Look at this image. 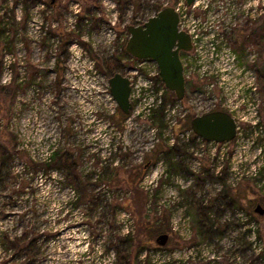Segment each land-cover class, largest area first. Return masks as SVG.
Masks as SVG:
<instances>
[{"label": "rangeland", "instance_id": "374dc122", "mask_svg": "<svg viewBox=\"0 0 264 264\" xmlns=\"http://www.w3.org/2000/svg\"><path fill=\"white\" fill-rule=\"evenodd\" d=\"M70 1L0 0V264H162L164 254L175 259L173 264H264V213L255 211L257 203L264 206V182L253 169L259 157L257 144L251 145L257 127L250 120L257 113L264 127V58L259 62L258 53L238 54L257 84L254 96L260 101L218 105L240 119L242 130L239 140L229 143L231 156L223 179L235 202L225 206L216 201L222 188L210 176L214 173L206 146L204 167L198 169L194 150L173 151L168 133L180 126H172L168 117L159 128L146 114H127L118 105L94 118L96 95L73 90L75 78L66 70L67 57L70 42L78 38L100 70L110 75L102 63L108 57L100 42L104 32L96 20L89 30L82 21L72 28ZM76 1L83 15L102 2ZM155 1L161 0H119L121 23L148 18L156 11ZM87 33L96 35L99 51L83 39ZM8 51L15 60L12 80L5 82ZM25 64L22 76L19 67L25 69ZM39 76L43 84L35 83ZM56 76L62 82L58 88ZM166 94L171 99L172 94ZM211 105L193 101L177 106L176 114L187 110L188 128L192 116ZM51 140L61 145L60 154L47 162ZM199 207H207L208 220L198 216ZM242 214L257 226V237L248 236ZM129 231L139 234L142 251L138 244L124 241ZM162 232L169 234L164 245L156 241ZM20 236L25 240L19 249L5 246L6 237ZM199 247L196 257L188 258ZM126 253L131 257L125 258Z\"/></svg>", "mask_w": 264, "mask_h": 264}, {"label": "built area", "instance_id": "2783aa9c", "mask_svg": "<svg viewBox=\"0 0 264 264\" xmlns=\"http://www.w3.org/2000/svg\"><path fill=\"white\" fill-rule=\"evenodd\" d=\"M74 1L75 0H72L69 3L70 13L68 15V22L71 27L75 29L79 21H82L81 25L89 30L94 20H96V23L101 28V33L104 32V39L100 42L104 45L102 48L107 50L106 54L108 57L106 58L120 57L119 59L124 63L122 73L130 79V98L133 103L132 111L140 115L144 113L151 120L150 116L154 109L163 107L165 121L168 117L172 126H180L177 131L168 133V141L172 145V148L177 146L178 152L184 148L188 149L190 152L194 150V165L198 169H201L204 167L203 146L205 145L206 149L211 154L210 171L216 176H223L224 171H226L228 167L226 160L231 156L228 150L229 143L232 142V140L234 142L239 140V135L242 133L240 119L232 112L234 117L239 120L237 134L235 138L230 141L218 142L204 139L202 136L195 133L191 127L185 128L184 121L186 120L187 110L181 111L180 109V115L178 116L176 114L177 106L184 108L185 106H189L193 101H210V103H212L211 106L200 111L201 113L213 109H223V107L218 106L222 101H260V99L254 96L257 92L255 80L253 81L246 65L240 63L238 54L233 50L231 41L227 38L226 34L229 32L231 24L228 23L223 25L224 29H226L225 32L220 29V23L218 21L219 16L212 9L211 0H194L192 4H188L186 0H171V2L169 0L158 1L161 5L172 4L175 6L176 10L179 12V28L190 33L192 38V48L190 50H183L181 54L187 85L184 99H170L166 96L167 88L161 79L159 66L155 60L151 58L135 57L126 51L125 45L129 37V32L126 30L127 22L123 21L121 23L122 11L119 0H101L100 7L94 6L93 13H85L84 15L81 13V3H79V1ZM40 3L44 2L41 1ZM42 6H45V3ZM23 10L24 3L21 2L20 11L23 13ZM202 10L204 12H201ZM40 18L41 20L38 19V22H41L39 25L44 22L43 18ZM144 20L145 19H142V21ZM142 21H137V23ZM228 21H231V19ZM54 24L58 25V23ZM101 33L100 36L102 37ZM82 36L85 41L87 40L91 44H89L90 49L92 48L95 51L100 50L96 35L94 36L92 34V36H90V34L87 33ZM56 42V49L58 51L59 38ZM11 52L13 51H8L6 53L3 63L4 71L9 73L8 78L2 79L5 82L7 80H12L11 64L13 60H15V57L13 58L14 55ZM102 52L100 54L104 56V52ZM22 66L23 65L19 68L23 76V74L27 72V66L25 64V69H22ZM66 70L75 78L74 81L72 80L73 90L80 88L79 90L82 92L93 91L95 93L96 97L94 101H96V103H94L95 105L93 107L95 111L94 118L97 117L96 115H98L100 111H115L118 103L110 89V76L100 70L96 58L92 57L87 46L83 45L78 38H74L70 42ZM37 82L43 84L41 76L35 81V83ZM229 82H231L230 85ZM30 88L34 89V86L31 85ZM185 101H189V103ZM172 105L173 107H171ZM200 107L203 108V105ZM34 111H36V109H34ZM251 117L250 120L253 123V127H257L255 129L257 135L253 136L251 145H254V143L257 144V146L254 147L257 152L255 156L258 154L257 157H259L258 161L253 164V169L255 174L259 173L263 175L264 182V127L261 123L259 124L257 113ZM170 124L168 126H170ZM177 135L178 139L176 140ZM50 142L52 146L47 151L45 161L50 160L53 153L61 148V145L57 142L53 140ZM181 142L183 144H181ZM118 143L119 142H117L116 145H118ZM125 147L126 145L124 148ZM118 148L122 149L121 146L116 147V149ZM115 157L116 155L113 156V158ZM187 158L189 159L191 157L188 156ZM244 159H247V156ZM165 168H167V164L163 167L164 170ZM243 174L245 173L242 172L238 178L240 179ZM218 183L222 188V182L219 180ZM241 216L242 218H247L245 231L248 236L252 235L257 237V226L253 224L249 217L243 214ZM247 240L248 242H252L251 239ZM199 250L200 247L195 253L191 250V254L188 258L190 256L196 257ZM202 250L203 249H201V251ZM173 260L175 259H171V255H163V261L165 263L168 262L167 264H173Z\"/></svg>", "mask_w": 264, "mask_h": 264}, {"label": "water", "instance_id": "95a60500", "mask_svg": "<svg viewBox=\"0 0 264 264\" xmlns=\"http://www.w3.org/2000/svg\"><path fill=\"white\" fill-rule=\"evenodd\" d=\"M55 0H51L54 2ZM192 4L194 0H186ZM179 12L172 4H164L154 14L140 23H127L129 32L125 48L128 53L139 58H151L159 66L160 76L167 89L177 99L186 96V78L181 59L183 50L192 48L190 33L179 28ZM110 89L118 105L125 113H130L133 103L130 98L131 84L122 69L109 77ZM192 130L206 140L230 141L237 134V121L225 109H213L194 114L190 119ZM255 211L264 213V206L257 203ZM169 234L162 232L156 237L160 245L166 244Z\"/></svg>", "mask_w": 264, "mask_h": 264}, {"label": "flooded vegetation", "instance_id": "af4514ba", "mask_svg": "<svg viewBox=\"0 0 264 264\" xmlns=\"http://www.w3.org/2000/svg\"><path fill=\"white\" fill-rule=\"evenodd\" d=\"M210 2L212 9L219 16L220 29L225 32L226 29L223 25L231 24L226 35L231 41L233 50L237 54L258 53L260 62L264 58V0H211ZM229 19L231 21H228ZM258 65L260 64L258 63ZM59 68L61 67L56 70L58 71ZM55 78L58 88V83L62 82L58 80L57 76ZM236 121L238 125L239 120L236 119ZM146 165H149V162Z\"/></svg>", "mask_w": 264, "mask_h": 264}, {"label": "trees", "instance_id": "16d2710c", "mask_svg": "<svg viewBox=\"0 0 264 264\" xmlns=\"http://www.w3.org/2000/svg\"><path fill=\"white\" fill-rule=\"evenodd\" d=\"M152 5H154L156 11H158L160 9V7L162 6L157 1H155ZM102 63L107 67L110 75H112L116 71H119V69H121L120 67L122 66L120 59L116 58V57H111V58H106V59L104 58L102 60ZM166 92L168 94L169 93L172 94L171 95L172 96L171 99H176L175 94L172 91H170L169 89H166ZM166 96H167V94H166ZM150 118H151L152 122L157 127L162 128L164 126V124H165L164 108L163 107H158V108L154 109V111L151 114ZM176 147H173L174 148L173 151H177V150H175V149H177ZM59 149L56 150L53 153V155H52L50 160H52L55 157L59 158V154H60V150ZM171 156H173V155H171ZM67 158H69V157H67ZM50 160H47V162H49ZM66 160L68 161V159H66ZM116 167H119V166H116ZM210 176L220 180L222 182V184H225L222 187V189L220 190V194L217 197L216 201H219V203H221V204H223L225 206H229V205L233 204L235 201H234V198H233V194H231V188L227 187V185H229V184L224 183L225 180L223 179V176L222 175H218V176L215 175L214 176V174H210ZM205 212H207V207L206 208H203V207H199L198 208V216H200L202 219L204 218V220L207 219V216H208ZM145 226L148 227V228H153L154 227V225H150L149 223H146ZM208 226H209V228H212L214 226L213 222H210ZM123 238H124V241H129L131 243V245H137L138 244L139 245L138 247H140L139 249H141L142 248L141 246L144 244V242L139 237L138 233L135 235V234H133L132 232L129 231ZM24 240H25V236H20L19 238H16V239H11L9 237H6L4 242L6 244L5 246H7V248L13 246V247H16V248L19 249L22 246V243H23ZM30 244L32 245V242ZM142 250H143V248L140 251H142ZM127 257L130 258L131 254L130 253H126L125 258H127Z\"/></svg>", "mask_w": 264, "mask_h": 264}]
</instances>
